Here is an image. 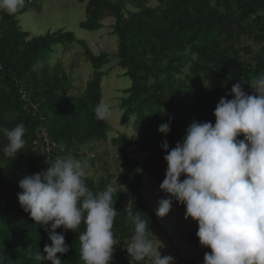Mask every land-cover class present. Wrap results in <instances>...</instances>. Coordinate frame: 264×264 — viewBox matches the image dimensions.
Here are the masks:
<instances>
[{
	"label": "trees",
	"instance_id": "16d2710c",
	"mask_svg": "<svg viewBox=\"0 0 264 264\" xmlns=\"http://www.w3.org/2000/svg\"><path fill=\"white\" fill-rule=\"evenodd\" d=\"M76 1L85 3L79 28L95 32L105 18L112 20L115 55H94L83 41L62 31L30 38L18 27L16 14L0 11V128L25 127V146L14 158L5 155L7 139L0 134V264H37V251L43 253L51 244L49 233L20 206L18 182L46 170L48 160L69 154L83 158L80 153L88 145L105 141L109 127L96 118L94 109L101 101V79L109 72L103 69L110 58L130 81L119 102L120 119L134 116L132 131L137 136L133 140L118 135L110 141L121 181L114 190L119 214L111 264H130L126 249L133 225L127 208L145 215L150 231L152 226L160 228L142 191L143 178L157 186L164 179L167 152L162 141L170 151L194 121L214 124L215 106L222 97L232 99L233 84L240 82L247 94H255L248 85L264 75V0H156L153 8L147 7L148 0ZM40 2L26 0L17 14L39 9ZM74 43L83 48L90 78L81 94L70 96L71 76L58 63L50 66L49 56L54 47ZM169 121L170 132L164 136L158 126ZM135 155H142L140 163ZM84 179L97 192L109 186L113 175ZM193 222L197 229L188 243L196 253L179 259V264H203L204 254L211 251L200 246ZM55 231L65 236L69 247L64 255L57 254L62 264H83L78 241L83 225L78 232L62 227Z\"/></svg>",
	"mask_w": 264,
	"mask_h": 264
},
{
	"label": "clouds",
	"instance_id": "9594fccd",
	"mask_svg": "<svg viewBox=\"0 0 264 264\" xmlns=\"http://www.w3.org/2000/svg\"><path fill=\"white\" fill-rule=\"evenodd\" d=\"M26 0H0V11L15 15ZM247 94L240 82L230 89L232 99L220 98L213 116L215 123L193 122L182 141L169 151L161 147L167 168L160 190L171 198L158 201L156 215L165 217L173 199L185 206V219L197 222L196 236L201 247L211 251L203 264H264V75L249 85ZM98 120L112 116L110 105L101 100L94 109ZM167 136L170 121L158 126ZM7 139L3 151L14 158L25 146V127L0 128ZM242 135V140L237 139ZM185 178L180 179L181 176ZM85 166L71 156L50 160L46 170L25 175L18 182L20 206L49 233L50 245L37 251V264H62L57 254L69 251L65 236L57 228L79 232V254L83 264H111L117 240L113 226L114 189L107 186L93 192L85 183ZM133 235L127 246L130 264L151 258V264H174L162 256L164 245L149 229L145 215L127 208Z\"/></svg>",
	"mask_w": 264,
	"mask_h": 264
},
{
	"label": "rangeland",
	"instance_id": "374dc122",
	"mask_svg": "<svg viewBox=\"0 0 264 264\" xmlns=\"http://www.w3.org/2000/svg\"><path fill=\"white\" fill-rule=\"evenodd\" d=\"M39 9L26 10L22 15L16 14L18 27L22 32L29 34L30 38L40 37L47 33L57 31L71 33L76 41H83L87 48L94 54L106 53L115 55L117 42L111 36L112 20L104 19L101 27L95 32H87L79 28L83 21L85 3L80 5L76 0H40ZM147 7H156V0H148ZM83 48L76 43L72 45H58L52 49L49 56V65L60 64L67 75L71 76L70 96H77L84 90L90 78V68L82 57ZM40 66V65H38ZM107 76L101 79V100L107 102L112 110V116L106 120L109 130L104 142L88 145L83 153V158L73 154L69 156L79 159L84 163L86 176L96 181L106 173L113 175L110 186L113 189L120 187V173L117 170L115 149L111 139L123 135L136 140L137 136L132 131L134 116H129L126 121H121L119 102L124 97L122 91L129 88V79L122 77L123 72L116 66V60L110 58V62L103 71H108ZM92 148V149H89ZM87 158L91 159L90 163ZM137 163L142 160V155L132 157ZM101 163H103L101 165ZM142 196L146 208L156 214L158 201L171 198L160 187L153 184L148 178H143ZM160 228L152 226L151 233L164 246L160 251L162 256L170 255L174 258V264H179V259H189L196 252L188 243V238L195 233L196 225L191 218L185 219V206L178 204L173 199L170 212L165 217H158ZM145 264H151V258L145 260Z\"/></svg>",
	"mask_w": 264,
	"mask_h": 264
},
{
	"label": "bare ground",
	"instance_id": "6f19581e",
	"mask_svg": "<svg viewBox=\"0 0 264 264\" xmlns=\"http://www.w3.org/2000/svg\"><path fill=\"white\" fill-rule=\"evenodd\" d=\"M44 150L46 153L48 152V150H49L48 144L46 145V148ZM46 159H48V158H46ZM48 163H49V160H48Z\"/></svg>",
	"mask_w": 264,
	"mask_h": 264
},
{
	"label": "built area",
	"instance_id": "2783aa9c",
	"mask_svg": "<svg viewBox=\"0 0 264 264\" xmlns=\"http://www.w3.org/2000/svg\"><path fill=\"white\" fill-rule=\"evenodd\" d=\"M42 138H46V135L44 132H42Z\"/></svg>",
	"mask_w": 264,
	"mask_h": 264
}]
</instances>
